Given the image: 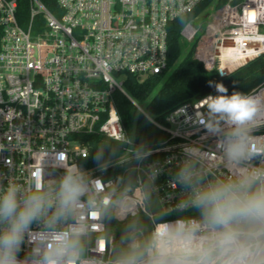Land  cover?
<instances>
[{
	"label": "built area",
	"instance_id": "2783aa9c",
	"mask_svg": "<svg viewBox=\"0 0 264 264\" xmlns=\"http://www.w3.org/2000/svg\"><path fill=\"white\" fill-rule=\"evenodd\" d=\"M202 1L56 0L55 14L41 0H29L30 20L22 23L18 0H0V189L9 183L28 189L37 182L54 188L65 170L77 168L90 186L101 184L98 199L123 197L131 204V215L115 219L119 223L142 215L151 222L162 212L169 213L166 219L196 215L194 210L174 211L184 195L173 182L185 160L184 147L196 144L201 149L196 167L208 179L229 175L216 139L192 121L204 97L180 105L160 122L130 96L125 79L128 74L144 79L169 68V24L194 12ZM231 1L214 9L204 29L194 23L198 16L180 32L181 40L195 41L194 57L220 77L264 52L230 66L238 51L257 48L264 36V0ZM229 49L234 54H227ZM117 92L165 134L158 145L146 148L151 154L143 161L134 158L141 146L122 124ZM247 94L264 96V82ZM91 133L123 144L116 159L81 170L80 161L90 156L84 136ZM251 135L264 141V113ZM130 173L134 179L127 184ZM87 223L91 227L84 259L111 264L115 231L109 230L104 216L89 217ZM43 228L34 224L31 240L41 236ZM31 240L25 242L21 258L30 256Z\"/></svg>",
	"mask_w": 264,
	"mask_h": 264
},
{
	"label": "clouds",
	"instance_id": "9594fccd",
	"mask_svg": "<svg viewBox=\"0 0 264 264\" xmlns=\"http://www.w3.org/2000/svg\"><path fill=\"white\" fill-rule=\"evenodd\" d=\"M209 86L216 95L197 103L192 121L216 139L229 175L208 179L196 167L201 149L186 145L185 160L173 177L184 194L174 211L194 210L196 215L166 219L169 213H158L150 231L130 222L112 246L111 264H264V141L251 135L264 113V96L238 91L229 95L223 83L210 81ZM150 154L141 146L134 158L143 161ZM59 155L63 161L65 153ZM102 159V153L95 157L97 162ZM156 175L153 171V182ZM100 191L101 184L90 186L77 168L65 170L54 188L38 182L28 189L15 183L4 186L0 264H98L94 258L84 259L91 227L87 219L127 218L132 207L123 197L98 199ZM37 223L44 225L42 234L31 240ZM29 240L32 252L21 258Z\"/></svg>",
	"mask_w": 264,
	"mask_h": 264
},
{
	"label": "trees",
	"instance_id": "16d2710c",
	"mask_svg": "<svg viewBox=\"0 0 264 264\" xmlns=\"http://www.w3.org/2000/svg\"><path fill=\"white\" fill-rule=\"evenodd\" d=\"M52 12L58 13L56 0H41ZM230 0H203L197 9L186 15L175 18L169 24L168 35V69L160 74H152L144 79H139L133 74H128L125 79V89L138 103L145 104L148 112L160 122H165L167 115L180 105L199 100L209 94L216 95L214 87L209 82L223 83L228 88V94L233 91L249 93L264 82V52L241 65L226 76L220 77L216 70L207 69L203 62L194 57L195 43L183 54L181 40L182 28L191 20L208 19L212 10L217 9ZM240 0H232L233 4ZM18 17L22 23L30 20L29 0H18ZM212 8V10H210ZM2 28L0 27V41ZM116 105L123 126L131 131L138 145L145 149L154 147L165 138V134L156 128L146 116L137 113L135 104L123 93H116ZM85 142L89 145L90 156L80 161V168H93L104 165L117 158L121 141L98 133L86 134ZM103 154L100 162L95 160ZM111 174H107L110 176ZM133 174L126 176L125 182L132 181ZM168 217V216H167ZM166 217V218H167ZM130 222L143 225L147 231L151 229V222L145 216L129 218L124 223L107 218L108 228L116 233V243L120 242L121 235L125 232Z\"/></svg>",
	"mask_w": 264,
	"mask_h": 264
},
{
	"label": "rangeland",
	"instance_id": "374dc122",
	"mask_svg": "<svg viewBox=\"0 0 264 264\" xmlns=\"http://www.w3.org/2000/svg\"><path fill=\"white\" fill-rule=\"evenodd\" d=\"M210 10H212V8L210 9ZM214 12V10H212V13ZM211 13V14H212ZM210 14V15H211ZM209 15V17H208V19H198V20H195V24L198 26H200V28L201 29H204L205 28V26H206V24L208 23V21H209V18L211 17ZM37 32V29L35 28L34 29V33H36ZM200 34H202V31L199 33V35ZM198 35V36H199ZM195 43V41H187V40H182V45H183V54H185L191 47H192V45ZM141 104V103H140ZM142 105V108L146 111V112H148V110H147V108H146V105L145 104H141ZM136 110H137V113H140L139 112V109L136 107ZM128 133H129V135L130 136H132V132L131 131H128Z\"/></svg>",
	"mask_w": 264,
	"mask_h": 264
},
{
	"label": "bare ground",
	"instance_id": "6f19581e",
	"mask_svg": "<svg viewBox=\"0 0 264 264\" xmlns=\"http://www.w3.org/2000/svg\"><path fill=\"white\" fill-rule=\"evenodd\" d=\"M262 6L264 7V1H262ZM262 43L259 44V46L257 48H253V49H248V50H242V51H238L237 53H239V55L235 56V61L233 62V64H231L230 66H235L236 63H241L243 62V60L245 58H247L248 56H252L255 53L264 50V36L262 37ZM227 54H234L231 49H229Z\"/></svg>",
	"mask_w": 264,
	"mask_h": 264
}]
</instances>
